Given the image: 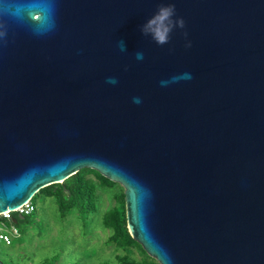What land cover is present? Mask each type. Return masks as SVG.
Masks as SVG:
<instances>
[{
  "label": "water",
  "instance_id": "water-1",
  "mask_svg": "<svg viewBox=\"0 0 264 264\" xmlns=\"http://www.w3.org/2000/svg\"><path fill=\"white\" fill-rule=\"evenodd\" d=\"M83 168L158 264H264V0H0V214Z\"/></svg>",
  "mask_w": 264,
  "mask_h": 264
},
{
  "label": "rangeland",
  "instance_id": "rangeland-1",
  "mask_svg": "<svg viewBox=\"0 0 264 264\" xmlns=\"http://www.w3.org/2000/svg\"><path fill=\"white\" fill-rule=\"evenodd\" d=\"M87 177L98 183L92 173ZM32 201L36 210L28 220L15 224L18 234L11 235V244L0 241L4 264H41L55 256L57 264H119L116 246L108 243L110 231L102 222L104 212L115 204L113 188H97L87 214L71 210L63 215L54 198L43 193H36ZM6 224L10 229L11 223ZM133 251L141 255L139 249Z\"/></svg>",
  "mask_w": 264,
  "mask_h": 264
},
{
  "label": "trees",
  "instance_id": "trees-1",
  "mask_svg": "<svg viewBox=\"0 0 264 264\" xmlns=\"http://www.w3.org/2000/svg\"><path fill=\"white\" fill-rule=\"evenodd\" d=\"M90 173L98 179V183L87 177ZM104 187L113 188L115 204L104 212L102 222L104 228L110 231L108 243H113L118 251L115 255L117 262L119 264H158L130 235L127 228L124 189L117 182L111 181L94 169L83 168L61 183H54L41 188L38 193L53 197L58 209L63 215L71 210L87 214L90 212L89 207L92 208L94 206L96 189ZM30 216L32 214H13L11 219L0 217L1 230H9L6 222L11 223V226H15L21 220H28ZM135 248L141 251V255L138 257L134 254L133 249ZM57 261L58 256H55L45 260L41 264H57Z\"/></svg>",
  "mask_w": 264,
  "mask_h": 264
},
{
  "label": "clouds",
  "instance_id": "clouds-1",
  "mask_svg": "<svg viewBox=\"0 0 264 264\" xmlns=\"http://www.w3.org/2000/svg\"><path fill=\"white\" fill-rule=\"evenodd\" d=\"M175 16V5L168 4V5H161L157 12L149 18L140 28L142 35L144 36H151L152 39L158 45L167 44L170 40V34L174 28H184L185 21L183 18L173 19ZM185 37H187V33H184ZM186 47H191V42L189 41ZM118 47L120 51L124 52L127 51L125 43L123 41L118 42ZM137 60H143L144 55L142 52H137L135 54ZM188 79H191L190 74H186ZM108 83L115 84L117 83L114 77H109L107 80ZM134 102L139 103L138 98H134Z\"/></svg>",
  "mask_w": 264,
  "mask_h": 264
},
{
  "label": "built area",
  "instance_id": "built-area-1",
  "mask_svg": "<svg viewBox=\"0 0 264 264\" xmlns=\"http://www.w3.org/2000/svg\"><path fill=\"white\" fill-rule=\"evenodd\" d=\"M36 210V205L33 203L32 199L25 201L24 203L20 204L13 210H5L0 214V217L5 219H11L13 214L16 215H30ZM18 233L17 227L14 225L6 232L5 230H0V241L4 242L5 244H11L12 239L11 235H16Z\"/></svg>",
  "mask_w": 264,
  "mask_h": 264
}]
</instances>
